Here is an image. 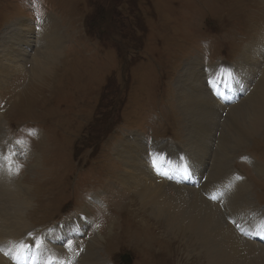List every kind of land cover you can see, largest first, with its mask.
I'll use <instances>...</instances> for the list:
<instances>
[{
  "label": "rangeland",
  "instance_id": "rangeland-1",
  "mask_svg": "<svg viewBox=\"0 0 264 264\" xmlns=\"http://www.w3.org/2000/svg\"><path fill=\"white\" fill-rule=\"evenodd\" d=\"M97 8L107 12V37L100 43L86 35L89 25L84 22ZM20 20L36 30L53 21L64 41L44 79L33 82L27 63L24 71L0 83V152L11 144L6 151L10 172L5 176L10 193L26 187L30 199L23 212L32 233L47 235L84 213L92 223L79 236L61 239V246L54 244L58 258L85 264L95 238L99 245L93 258L97 262L92 264H121V255H128L131 264H205L189 250V258L183 256L178 237L166 234L163 222L139 206L134 189L123 183L126 170L116 154L125 139L136 135L149 147L161 142L174 150L183 148L187 127L175 87L186 82L179 77L193 59L200 61L202 71L204 66L215 70L221 64L235 69L240 44L246 48L264 42V0H0V37ZM38 41L43 40L34 39L33 50ZM96 46L97 53L92 50ZM259 48L262 54L264 47ZM249 67L252 93L255 65L241 64L240 71L245 75ZM219 114L223 125L225 113ZM218 121L196 147L205 149L201 157L210 163L217 149L216 132L227 136ZM92 136L99 137L95 149L88 146ZM230 158L228 167L247 184L249 200L264 214V176L252 168L254 162L264 169V120L260 131ZM167 193L175 195L170 188ZM224 196L223 191L215 194L212 203L219 204ZM0 202L8 207L10 200ZM10 208L3 217L13 227L17 215ZM85 209L88 213L82 212ZM9 247L10 243H0V255ZM72 256L79 257L77 263ZM251 264H264V259Z\"/></svg>",
  "mask_w": 264,
  "mask_h": 264
},
{
  "label": "bare ground",
  "instance_id": "bare-ground-1",
  "mask_svg": "<svg viewBox=\"0 0 264 264\" xmlns=\"http://www.w3.org/2000/svg\"><path fill=\"white\" fill-rule=\"evenodd\" d=\"M59 33L53 21H45L42 29L36 30L32 23L28 24L27 20H20L12 32L9 31L8 34L1 36L0 83L5 82L11 75L24 71L27 63L31 67L30 75L33 82L48 76L57 62L61 45L64 43L63 36ZM258 33L261 34L259 28ZM34 39L43 40L38 41L35 50H33ZM260 46L264 47V42H255L254 46L246 48L240 44L241 59L239 58L240 61L238 60V65L233 70L221 64L215 70L212 66H204L206 68L202 71L200 61L196 62L193 59V62L187 63L189 68L179 77V80L188 85L185 87V83L181 88L178 85L175 87L188 135L185 140L186 145L183 144L182 149L174 150L171 145L161 142H154L149 147L141 136L136 135L130 140L125 139L117 150L116 156L123 162L122 165L126 170V176L121 175L123 183L125 187L134 189L139 206L144 210L149 209L151 216L163 222L165 230L168 231L166 234L174 236L172 238L178 237L180 250L184 252L183 256L187 255L189 250L192 254L202 257V263L205 264H251L253 261L264 259V246L241 237L236 231V228L238 230L254 229L258 224L264 225V214L257 212L256 206H253L249 200L247 184L239 180L234 171L228 167L234 156L230 158L232 151L241 144H245L251 135L258 133L264 120V50L262 54H259ZM251 52L256 54L248 55ZM241 64L255 65L252 71L253 74L255 71L257 76L255 75L252 93H250L252 89L249 87L250 82L248 85L252 67H249L245 75H242ZM192 66L195 68L194 71ZM227 72L233 73L236 80L245 85L244 92H249L239 100L229 101L228 105H223L209 94L205 80L207 77L213 78L215 73L218 75V73ZM210 73L211 75L208 76ZM255 96L254 103L252 99ZM232 106L234 107L231 108ZM219 113H225L223 125L220 124L221 121H218ZM217 121L219 128H224L225 125L227 136L222 137L220 131L216 132V138L219 133L217 149L213 150L210 163L208 159L201 157L205 149L197 150L196 147H201V137L212 131ZM176 152L179 153L175 154ZM191 152L195 154L193 157L189 156ZM162 155L164 156L163 165L180 168L188 164L200 182H195L192 187L178 184L177 180L169 175L168 169L163 166H156L153 173L149 160L151 157ZM253 163L252 168L256 173L264 176V169L260 166L255 167L258 164ZM6 171L3 166H0V201L10 200L8 207L11 206V212L17 215V221L15 226H9L3 217L5 211H8L7 204L0 202V243L5 242L6 245L10 243L8 250L25 246H42L44 255L50 258V264H58V261L66 264L63 263L62 258H58L54 244L61 246L58 244L61 239L64 238V242L68 241L71 235L76 236L75 234L88 229L92 223L91 220L82 213L77 220H72L64 227H54L55 232L52 229L49 233L47 232V235L46 233L43 235L41 231L32 233L23 212L30 199L26 187H18V190L10 193L7 181L9 177L6 179ZM168 188L172 189V192L174 190V196L167 193ZM218 188H226L228 194L219 204H215L210 202L208 197ZM109 189L112 190L111 186ZM97 196L96 194L94 197ZM101 196L103 197L104 193H101ZM97 198L100 201L101 197ZM223 209L228 212H222ZM82 212L88 213L87 209ZM117 226L121 227V223L118 222ZM98 245L97 239L92 238L85 264L97 262V258H93L96 257ZM8 261L5 255H0V264H8Z\"/></svg>",
  "mask_w": 264,
  "mask_h": 264
},
{
  "label": "trees",
  "instance_id": "trees-1",
  "mask_svg": "<svg viewBox=\"0 0 264 264\" xmlns=\"http://www.w3.org/2000/svg\"><path fill=\"white\" fill-rule=\"evenodd\" d=\"M93 18H94V16L88 18L87 23H88L89 27H93V22L95 21ZM95 27H97V26H95ZM108 132H109V128H108ZM105 136H107L106 132H105ZM90 139H91V141L89 140V143H88L90 148L97 147L96 144L99 141V137L98 136H92Z\"/></svg>",
  "mask_w": 264,
  "mask_h": 264
}]
</instances>
